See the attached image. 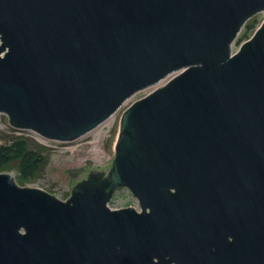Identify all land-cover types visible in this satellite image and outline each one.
Instances as JSON below:
<instances>
[{
    "label": "water",
    "instance_id": "95a60500",
    "mask_svg": "<svg viewBox=\"0 0 264 264\" xmlns=\"http://www.w3.org/2000/svg\"><path fill=\"white\" fill-rule=\"evenodd\" d=\"M264 0H0V112L115 156L61 199L0 171V264H264ZM163 82V83H162ZM139 201L112 208L117 188Z\"/></svg>",
    "mask_w": 264,
    "mask_h": 264
},
{
    "label": "rangeland",
    "instance_id": "374dc122",
    "mask_svg": "<svg viewBox=\"0 0 264 264\" xmlns=\"http://www.w3.org/2000/svg\"><path fill=\"white\" fill-rule=\"evenodd\" d=\"M263 19L264 11H261L251 17L249 22L259 25ZM245 30L246 26L234 42L233 50H236L244 40L252 35L253 30H250L249 36L243 38ZM152 89L153 87H150L137 92L104 123L72 141L47 139L32 130L15 128L10 124L8 116L0 112V145L9 143L14 135H25L30 138L31 146L45 156V164L40 172L35 176L32 175L21 185L41 187L61 199H66L70 196L73 185L85 178L89 172L94 170L107 172L115 156V141L123 110ZM97 134H100L99 137ZM4 171H9L16 177L15 170ZM129 205L139 208L138 199L127 187L117 188L109 206L119 208Z\"/></svg>",
    "mask_w": 264,
    "mask_h": 264
},
{
    "label": "trees",
    "instance_id": "16d2710c",
    "mask_svg": "<svg viewBox=\"0 0 264 264\" xmlns=\"http://www.w3.org/2000/svg\"><path fill=\"white\" fill-rule=\"evenodd\" d=\"M245 26L243 38L249 36L250 30L254 32L258 25L248 20ZM30 143L28 136L14 135L9 143L0 145V171L15 170L20 184L39 173L45 164V156Z\"/></svg>",
    "mask_w": 264,
    "mask_h": 264
},
{
    "label": "bare ground",
    "instance_id": "6f19581e",
    "mask_svg": "<svg viewBox=\"0 0 264 264\" xmlns=\"http://www.w3.org/2000/svg\"><path fill=\"white\" fill-rule=\"evenodd\" d=\"M100 135V134H99ZM99 135L97 134V136L99 137Z\"/></svg>",
    "mask_w": 264,
    "mask_h": 264
}]
</instances>
